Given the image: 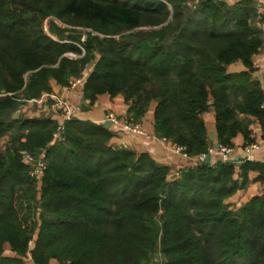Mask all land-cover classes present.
Wrapping results in <instances>:
<instances>
[{"label":"trees","instance_id":"obj_1","mask_svg":"<svg viewBox=\"0 0 264 264\" xmlns=\"http://www.w3.org/2000/svg\"><path fill=\"white\" fill-rule=\"evenodd\" d=\"M72 27L89 29L83 41ZM262 50L256 0H0V264H264V190L232 200L250 172L264 183V161L193 162L172 176L98 122L68 119L53 141L49 100L23 111L91 66L90 105L120 95L189 157L208 153L210 110L218 143L241 135L245 146L254 126L264 137ZM20 151L42 156L39 176Z\"/></svg>","mask_w":264,"mask_h":264},{"label":"crops","instance_id":"obj_2","mask_svg":"<svg viewBox=\"0 0 264 264\" xmlns=\"http://www.w3.org/2000/svg\"><path fill=\"white\" fill-rule=\"evenodd\" d=\"M232 3L235 0H227ZM252 66L255 68L254 75L259 79L261 87H264V50H262L259 54L253 57ZM230 70L239 71L243 69V65L241 63H234L229 67ZM83 84H79L73 90L68 91L64 89V86H55L54 91L58 96H62L70 100L71 102L78 103L81 107L80 118L90 120L93 122H100L103 119L104 114L108 110H113L117 114H126L127 113V105L123 102L122 97L117 95L115 97H109V95L104 94L97 97L96 101L93 105H90L87 100L83 98ZM264 91V90H263ZM29 105H32L33 102H28ZM35 103V102H34ZM82 103L84 105L90 106V108L82 109ZM35 107L33 109H28V106L23 108V111L27 113V115H36L40 110V104L35 103ZM204 120L207 126V138L211 147H215V144L218 143L215 125H214V112L213 110L208 111L204 114ZM142 121L144 126V134L129 136L124 134L122 131L118 129H113L117 131V134L111 139L112 144H124L128 145L132 149L136 151H147L153 156L154 159L159 161L160 163L166 164L170 167L171 175L173 176L179 169L190 166L193 164L192 160L186 159L172 153L169 149L168 144H164L155 139V135L152 130V113H147L145 118ZM254 130L256 131L255 141L257 142V147L250 149L248 152L244 150L243 146V138L241 135H238L234 139V145L232 147V151L228 155V159L238 158V160L242 161L244 159L252 160V161H264V137H259L258 126H254ZM218 158L212 156L211 163ZM257 172H250L249 179L250 182L246 185L244 189L239 190L233 197L232 200L235 202H240L248 199L252 195L259 193L264 190V183L255 179Z\"/></svg>","mask_w":264,"mask_h":264},{"label":"built area","instance_id":"obj_3","mask_svg":"<svg viewBox=\"0 0 264 264\" xmlns=\"http://www.w3.org/2000/svg\"><path fill=\"white\" fill-rule=\"evenodd\" d=\"M261 6L264 5V0H256ZM91 69L87 67L80 75L71 77L68 80V83L64 86L65 90L71 91L79 84L85 83L86 77ZM49 102L48 111L50 116L56 120V128L53 132V141H63L64 140V130H65V121L73 117L80 118L81 107L78 103L71 102L70 100L58 96L56 94H43L40 98L35 100H29L28 102H35L38 104H43L46 101ZM261 108L264 110V96L261 101ZM104 121H110L111 126L115 129H118L129 136H138L144 134V126L140 121L134 120L131 116L127 114H117L113 110H108L103 116V119L98 123H103ZM156 140L169 145V149L172 153L180 155L183 158L190 159L192 162H200L203 158L210 154L218 158L217 160L225 161L228 159L229 153L232 151V147L224 146L218 143L215 147H209L208 153L199 154L196 157H189L186 152H184L182 146L177 145L171 142L166 137H155ZM257 142H252L244 146V150L248 152L250 149L256 148ZM23 155L25 161L30 165V175L39 176L41 171L45 167L42 156L39 158H34L32 155L26 151H20ZM31 264V263H29Z\"/></svg>","mask_w":264,"mask_h":264},{"label":"water","instance_id":"obj_4","mask_svg":"<svg viewBox=\"0 0 264 264\" xmlns=\"http://www.w3.org/2000/svg\"><path fill=\"white\" fill-rule=\"evenodd\" d=\"M67 34V36H69V37H72V38H74V39H76V40H78V41H83L84 40V34L83 33H81V32H67L66 33ZM264 79V78H263ZM263 90H264V87L262 88ZM84 108H90V106H85L84 105V103H82V109H84ZM19 115H20V110H17L16 112H15V114H14V118H17V117H19ZM101 125L103 126V127H105V128H110V126H111V123H110V121H104L103 123H101ZM218 145V143H216L215 144V146H217ZM205 164H209L210 162H211V155L210 154H207L204 158H203V160H202ZM227 162H235V163H237V164H240L241 163V161H239L238 160V158H233V159H227Z\"/></svg>","mask_w":264,"mask_h":264},{"label":"rangeland","instance_id":"obj_5","mask_svg":"<svg viewBox=\"0 0 264 264\" xmlns=\"http://www.w3.org/2000/svg\"><path fill=\"white\" fill-rule=\"evenodd\" d=\"M51 18H47L45 21H44V25H43V28L44 30L46 31V33L50 34L53 38L55 39H58L53 33H50L49 30H48V25H49V20ZM56 21V20H55ZM60 26H64L63 24H61L60 22L56 21ZM69 28V27H68ZM73 28V27H72ZM89 31V29H84V28H80V27H74L73 30L69 31V32H81L84 34V39H85V33ZM67 33V32H66ZM65 41L69 42V40L65 39ZM80 49H81V45L79 43H76ZM82 50V49H81ZM82 53H83V50H82ZM66 56L70 57V58H76V57H79L81 56V54H76L74 52H68L66 53ZM34 107V106H33ZM33 107H31V109H33ZM29 108V107H28ZM111 130L115 129L113 127H110ZM125 134V133H124Z\"/></svg>","mask_w":264,"mask_h":264}]
</instances>
